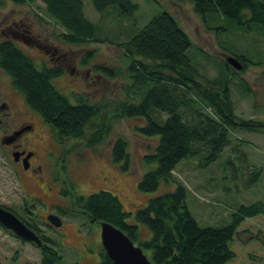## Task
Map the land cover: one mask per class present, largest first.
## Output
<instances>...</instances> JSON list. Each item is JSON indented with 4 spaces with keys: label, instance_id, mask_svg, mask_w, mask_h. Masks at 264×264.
<instances>
[{
    "label": "rangeland",
    "instance_id": "obj_1",
    "mask_svg": "<svg viewBox=\"0 0 264 264\" xmlns=\"http://www.w3.org/2000/svg\"><path fill=\"white\" fill-rule=\"evenodd\" d=\"M84 1V14L96 27L98 42L67 44L44 11V4L17 5L6 0L0 5V41L13 39L37 66L64 65L66 72L53 81L72 103L76 96L92 102L125 99L128 60L121 43L130 41L152 18L161 12L173 15L191 37L189 51L192 64L203 79L222 75L226 57L244 54L248 58L245 70L233 67L230 72V97L235 114L245 120L264 125V32L258 26L246 30L233 20L219 18L207 26L196 14L193 4L181 0H133L138 10L132 17L117 16L113 9L98 13L91 0ZM41 19V20H40ZM24 29V36L13 34L15 27ZM233 56V55H231ZM107 67V68H105ZM103 69L118 70L115 77ZM132 100L139 97L132 95ZM167 115L161 116L166 119ZM141 119V120H139ZM111 130L104 141L94 148L85 140L64 139L58 142L52 129L32 111L0 67V205L15 210L36 225L40 234L52 239L53 247L63 257V264H101V226L86 219L73 207L71 196L62 194L63 179L74 184L78 196L105 191L117 196L124 210L131 213L128 222L136 224L135 213L152 198L171 192L174 185L161 182L154 192L138 188L141 177L155 165L146 164L144 155L153 151L159 137H147L136 131L145 120L112 118ZM22 122L34 123L41 136L49 141L47 148L36 141L27 147L42 158V177L47 182L40 187L24 177L2 143L5 131L18 129ZM129 142L130 170L123 172L112 160V143L118 138ZM36 138V134L34 135ZM231 143L219 159L208 167H200L196 158L183 159L173 172L175 179L188 189L186 204L201 226H221L231 221V215L241 205L264 200V127L255 130L237 129L230 135ZM258 173V181L250 184ZM19 174V175H18ZM28 201L32 216L23 214ZM61 208L74 212L62 216ZM56 214L63 220L61 227H52L47 218ZM140 239L151 237L149 229L138 224ZM231 242L236 256L228 264H264V216L245 219ZM135 244L139 246V241ZM149 258L150 252L145 251ZM41 251L34 243L20 241L0 225V262L5 264H41Z\"/></svg>",
    "mask_w": 264,
    "mask_h": 264
},
{
    "label": "trees",
    "instance_id": "obj_2",
    "mask_svg": "<svg viewBox=\"0 0 264 264\" xmlns=\"http://www.w3.org/2000/svg\"><path fill=\"white\" fill-rule=\"evenodd\" d=\"M5 1L0 0V5ZM10 1L17 5L43 3L50 21L62 29L59 38L67 44L100 41L96 38L95 25L84 14L83 0ZM91 1L100 14L113 9L117 16L125 18L132 17L139 8L133 0ZM186 1L193 4L196 14L211 29L215 28L210 25L222 17L246 30L258 26L264 32V0ZM192 46L191 37L178 20L166 11L161 12L130 41L121 43L132 81L125 88V99L92 102L81 95L72 103L53 83L66 72L64 65L39 68L13 39L0 41V67L10 77L12 86L23 95L28 107L52 129L58 142L81 139L94 148L110 133L113 117L142 118L145 124L136 131L150 138L159 137L154 150L143 157L146 164L155 167L141 177L138 188L142 192H154L165 182L174 185V189L152 198L138 209L136 224L128 222L131 213L124 210L119 198L112 193L100 191L78 196L73 192L74 184L68 179L62 180L67 187L63 186L62 194L72 197L73 207L80 214L92 223H110L134 243L139 241L144 253L150 252L152 264H228L236 256L231 242L241 223L247 218L264 216V200H258L241 205L232 213L230 223L201 226L187 207V187L174 177L173 172L183 159L196 158L200 167H208L230 145L234 131L264 127L235 114L229 92L233 67L225 63L221 76L203 79L188 54ZM231 55L242 63L244 71L248 58L244 54ZM103 70L112 77L119 74L118 70ZM133 94L139 97L138 102L132 100ZM164 114L166 119H161ZM128 149L129 142L125 138L112 143V160L123 172L130 170ZM253 174L250 184L258 181L259 174ZM60 211L62 216L74 212L64 208ZM138 224L145 225L151 232L148 240L140 239ZM26 225L43 240L39 248L41 264H63V257L53 247L52 239L44 238L36 225L27 222ZM100 257L101 264H113L104 248Z\"/></svg>",
    "mask_w": 264,
    "mask_h": 264
},
{
    "label": "water",
    "instance_id": "obj_3",
    "mask_svg": "<svg viewBox=\"0 0 264 264\" xmlns=\"http://www.w3.org/2000/svg\"><path fill=\"white\" fill-rule=\"evenodd\" d=\"M226 61L235 69H242V63L234 56L228 55ZM8 139L3 143H8ZM48 221L54 227L63 225L62 219L56 214H50ZM0 224L12 231L25 242L34 243L38 247L43 244L42 239L12 211L0 205ZM101 243L113 264H152L140 246L135 243L119 228L110 223H101Z\"/></svg>",
    "mask_w": 264,
    "mask_h": 264
},
{
    "label": "flooded vegetation",
    "instance_id": "obj_4",
    "mask_svg": "<svg viewBox=\"0 0 264 264\" xmlns=\"http://www.w3.org/2000/svg\"><path fill=\"white\" fill-rule=\"evenodd\" d=\"M15 28L16 29H13L14 34L20 33L22 36H24L23 34V32L25 31L24 29H21L19 26ZM20 30L21 31L23 30V32H20ZM19 126L20 127L18 129H15L11 132L5 131V134L3 135V138H2V143H3V140L8 139L9 142L4 143V146L10 151L12 161L16 165H18L19 170L21 171V174L20 175L18 174V175L19 176L23 175L26 178L29 177L30 179L38 183L39 186L41 185L40 187H42L45 184H47V182L42 177V166L40 164V161L42 160V158L37 154L35 150L29 149L27 147V144L28 142L34 140L37 142L38 145L42 146L43 148H47L49 145V141L45 137L41 136V134L39 133L37 129L38 126L36 124L29 123V122H22ZM35 134L38 140L34 138ZM2 207L12 211L25 224L26 222L29 223L28 219L19 215L15 210L10 209L5 206H2ZM22 207H23V210H22L23 214H26L28 218H30L33 214H32V210L29 207V203L27 200L25 201ZM15 237H17L20 241L24 242L18 236H15Z\"/></svg>",
    "mask_w": 264,
    "mask_h": 264
}]
</instances>
